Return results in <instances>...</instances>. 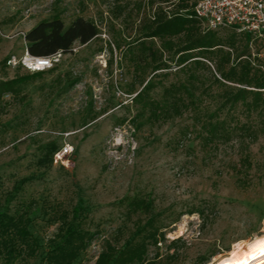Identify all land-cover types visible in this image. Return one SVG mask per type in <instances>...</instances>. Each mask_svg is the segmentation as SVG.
Listing matches in <instances>:
<instances>
[{
	"label": "rangeland",
	"instance_id": "374dc122",
	"mask_svg": "<svg viewBox=\"0 0 264 264\" xmlns=\"http://www.w3.org/2000/svg\"><path fill=\"white\" fill-rule=\"evenodd\" d=\"M141 1L0 0V77L13 76L27 52L25 33L42 19L59 13L68 25L80 15L101 29L88 43L75 42L54 71L25 84L22 96H6L0 105V203L29 213L30 231L40 244L36 256L15 264H45L59 225L47 214L48 204L95 232L81 264H94L105 239L121 244L132 229L137 215L126 214L120 203L125 196L153 203L165 233L158 252L176 251L178 264H215L264 232L259 114L249 115L240 104L225 107L219 117L226 120L227 136L211 142L203 140L190 113L167 122L133 118L137 108L126 93L131 75L119 60L145 12L137 7ZM216 31L222 37L231 33ZM260 51L264 66V47ZM202 101L206 111L217 106L211 97ZM243 123L257 130L254 141L240 128ZM53 145L68 153L59 157L56 151L51 159Z\"/></svg>",
	"mask_w": 264,
	"mask_h": 264
},
{
	"label": "trees",
	"instance_id": "16d2710c",
	"mask_svg": "<svg viewBox=\"0 0 264 264\" xmlns=\"http://www.w3.org/2000/svg\"><path fill=\"white\" fill-rule=\"evenodd\" d=\"M195 2L143 0L137 5L139 12L142 8L145 12L135 35L121 49L119 60L127 65L131 75L126 93L137 108L133 118L167 122L190 113L194 122L200 124L203 140L211 142L218 136H227L226 120L219 117V112L240 104L249 115L259 114L263 121L260 130L264 132V66L260 57L264 37L256 39L248 32L231 29L227 37H222L216 30L204 29L201 20L193 14ZM100 33L93 18L78 15L65 25L61 15L55 13L40 20L25 33L24 39L27 52L42 57L57 51L65 54L75 42L88 43ZM117 46L121 48L119 43ZM109 49L112 51L111 45ZM8 61L2 60L4 68ZM57 65L24 74L20 72L21 64H17L13 76L5 72L0 77V105L6 96H22L25 84L54 71ZM171 75L174 78L170 80ZM204 97L215 100L217 106L213 111L202 107ZM240 128L252 135V141L258 137L253 125L243 123ZM56 151L59 150L55 145L49 149L51 159ZM120 203L125 206L126 214L137 215L133 227L121 244L120 239H105L94 264H178L176 251L165 255L158 252L165 233L153 203L138 195L125 196ZM50 206L47 214L51 211L50 218L59 225L44 254L45 264H81L82 253L91 244L95 232L81 218L70 219L61 207L48 204L44 208ZM30 223L27 211L12 212L0 203V264H15L18 258L36 256L40 244L30 231ZM174 242L173 239L170 244ZM207 260L203 259L202 263Z\"/></svg>",
	"mask_w": 264,
	"mask_h": 264
},
{
	"label": "built area",
	"instance_id": "2783aa9c",
	"mask_svg": "<svg viewBox=\"0 0 264 264\" xmlns=\"http://www.w3.org/2000/svg\"><path fill=\"white\" fill-rule=\"evenodd\" d=\"M193 14L206 30L231 29L237 33L248 32L256 39L264 37V0H196ZM61 55L57 51L36 57L26 52L17 64L30 72L47 70L59 62ZM64 153H68L66 147L55 155Z\"/></svg>",
	"mask_w": 264,
	"mask_h": 264
},
{
	"label": "bare ground",
	"instance_id": "6f19581e",
	"mask_svg": "<svg viewBox=\"0 0 264 264\" xmlns=\"http://www.w3.org/2000/svg\"><path fill=\"white\" fill-rule=\"evenodd\" d=\"M263 258L264 232L254 235L227 256L219 258L215 264H260Z\"/></svg>",
	"mask_w": 264,
	"mask_h": 264
}]
</instances>
